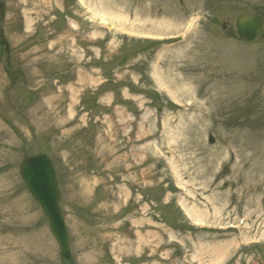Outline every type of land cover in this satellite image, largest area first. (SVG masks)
<instances>
[{
    "label": "rangeland",
    "instance_id": "obj_1",
    "mask_svg": "<svg viewBox=\"0 0 264 264\" xmlns=\"http://www.w3.org/2000/svg\"><path fill=\"white\" fill-rule=\"evenodd\" d=\"M248 13L264 0H0V264H69L19 176L40 153L72 264H264Z\"/></svg>",
    "mask_w": 264,
    "mask_h": 264
},
{
    "label": "water",
    "instance_id": "obj_2",
    "mask_svg": "<svg viewBox=\"0 0 264 264\" xmlns=\"http://www.w3.org/2000/svg\"><path fill=\"white\" fill-rule=\"evenodd\" d=\"M262 28V19L257 15H241L236 20L237 35L243 42H253ZM19 173L29 194L46 216L61 257L68 261L70 259L68 231L58 206L59 192L51 161L43 154L25 158L19 167Z\"/></svg>",
    "mask_w": 264,
    "mask_h": 264
},
{
    "label": "bare ground",
    "instance_id": "obj_3",
    "mask_svg": "<svg viewBox=\"0 0 264 264\" xmlns=\"http://www.w3.org/2000/svg\"><path fill=\"white\" fill-rule=\"evenodd\" d=\"M26 27H27V29H30V27H31V22L30 21H27V23H26ZM146 116H144V118H145Z\"/></svg>",
    "mask_w": 264,
    "mask_h": 264
}]
</instances>
